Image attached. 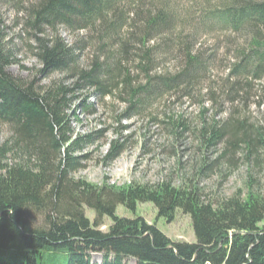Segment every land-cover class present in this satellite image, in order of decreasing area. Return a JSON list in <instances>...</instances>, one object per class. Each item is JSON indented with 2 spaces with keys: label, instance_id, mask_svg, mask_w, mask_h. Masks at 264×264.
<instances>
[{
  "label": "trees",
  "instance_id": "16d2710c",
  "mask_svg": "<svg viewBox=\"0 0 264 264\" xmlns=\"http://www.w3.org/2000/svg\"><path fill=\"white\" fill-rule=\"evenodd\" d=\"M131 1L38 0L27 9L25 28L35 41L39 76L69 73V84H43L11 74L8 66L17 59L0 21V124L11 131L0 143V264H128V259L134 264H264V225H259L264 194L248 190L244 198L238 192L214 204L202 198L197 184L98 186L72 178L79 168L76 152L92 143L90 135L75 136L71 127L75 93L94 89L104 96L100 75L108 66L94 60L89 71L83 69L76 45L65 43L58 27L89 29L103 40L111 38L126 26L128 12L122 5ZM222 1L205 11V17L228 31L251 30L247 57L256 59V71H264V0ZM164 19V11L158 10L147 23L154 27ZM118 66L114 63L115 69ZM242 126L232 128L237 132ZM202 129L207 147L222 141L227 131L216 122ZM239 143L246 157L257 145L264 148V128L254 137L237 132L228 141V151ZM119 151L113 144L104 159H113ZM207 168L209 164L201 165L200 175ZM139 202L152 203L157 216L167 221L176 209L188 214L195 242H173L141 217L115 214L118 205L133 211ZM82 205L94 211V221L85 216ZM35 212L43 215L40 225L28 218ZM102 216L111 220L105 232L98 229L97 218ZM92 254L100 256L99 263L91 260Z\"/></svg>",
  "mask_w": 264,
  "mask_h": 264
},
{
  "label": "rangeland",
  "instance_id": "374dc122",
  "mask_svg": "<svg viewBox=\"0 0 264 264\" xmlns=\"http://www.w3.org/2000/svg\"><path fill=\"white\" fill-rule=\"evenodd\" d=\"M37 1L0 0V21L17 59L8 71L38 83L69 84V73L41 79L37 72L41 64L34 55L35 41L25 28L26 11ZM222 2L132 0L122 5L128 12L126 26L104 40L93 30L58 27L65 43L76 45L83 69L89 71L94 60L108 66L100 75L104 96L94 89L75 93L71 127L75 136L90 135L92 143L76 152L80 161L73 179L98 186L197 184L202 198L214 204L238 192L241 198L248 190L264 194V148L257 145L248 157L241 143L228 151V141L237 132L240 136L248 131L254 137L264 128V71H256V59L247 57L251 30L228 31L205 17V11ZM158 10L164 11L165 19L148 26V16ZM213 122L227 131L222 141L207 147L202 128ZM10 135L9 126L0 124V143ZM113 144L120 151L107 161ZM224 150L228 152L218 160ZM203 164L209 168L200 175ZM82 210L90 222L95 220L92 209L82 205ZM115 214L141 217L173 242H195L190 217L180 209L170 221L158 217L150 202L137 203L133 211L118 205ZM28 218L40 225L43 215L35 212ZM97 222L104 232L111 224L107 216ZM259 225H264V218ZM91 260L99 263L100 256L92 254Z\"/></svg>",
  "mask_w": 264,
  "mask_h": 264
}]
</instances>
